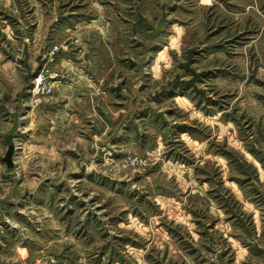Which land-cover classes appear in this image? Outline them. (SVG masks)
I'll return each instance as SVG.
<instances>
[{
    "label": "rangeland",
    "instance_id": "rangeland-1",
    "mask_svg": "<svg viewBox=\"0 0 264 264\" xmlns=\"http://www.w3.org/2000/svg\"><path fill=\"white\" fill-rule=\"evenodd\" d=\"M0 264H264V0H0Z\"/></svg>",
    "mask_w": 264,
    "mask_h": 264
},
{
    "label": "bare ground",
    "instance_id": "bare-ground-1",
    "mask_svg": "<svg viewBox=\"0 0 264 264\" xmlns=\"http://www.w3.org/2000/svg\"><path fill=\"white\" fill-rule=\"evenodd\" d=\"M42 79L40 78L38 81H39V83H40V81H41ZM37 88V87H36Z\"/></svg>",
    "mask_w": 264,
    "mask_h": 264
}]
</instances>
